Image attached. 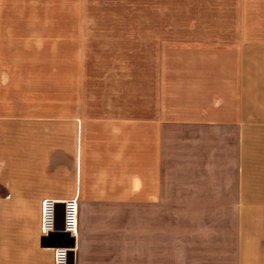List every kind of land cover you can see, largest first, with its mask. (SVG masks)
Returning a JSON list of instances; mask_svg holds the SVG:
<instances>
[{
	"label": "crops",
	"instance_id": "crops-1",
	"mask_svg": "<svg viewBox=\"0 0 264 264\" xmlns=\"http://www.w3.org/2000/svg\"><path fill=\"white\" fill-rule=\"evenodd\" d=\"M147 5L145 47L86 46L85 18L0 15V264H54L73 240L41 235L45 199L59 227L78 200L74 264L132 263L141 230L153 254L156 215L264 216V0ZM257 225L237 224L235 264H264Z\"/></svg>",
	"mask_w": 264,
	"mask_h": 264
},
{
	"label": "rangeland",
	"instance_id": "rangeland-1",
	"mask_svg": "<svg viewBox=\"0 0 264 264\" xmlns=\"http://www.w3.org/2000/svg\"><path fill=\"white\" fill-rule=\"evenodd\" d=\"M148 13L147 0H0V15L85 18L86 46L93 47L115 46L119 41L123 47L132 45L131 42L145 47ZM115 31H122V37L100 33ZM181 50L176 46L166 56L175 83L179 63L189 58ZM137 57L139 62L145 61V55ZM122 58L130 61L125 54ZM158 58L156 56V61ZM259 222H264V216L259 214L156 215L153 254L151 248L147 252L146 232L141 230L138 247L133 249L132 263L117 260L103 264H235L236 234L239 235V245L241 237L237 224L245 223L247 236L255 233ZM238 250L241 255V245Z\"/></svg>",
	"mask_w": 264,
	"mask_h": 264
},
{
	"label": "built area",
	"instance_id": "built-area-1",
	"mask_svg": "<svg viewBox=\"0 0 264 264\" xmlns=\"http://www.w3.org/2000/svg\"><path fill=\"white\" fill-rule=\"evenodd\" d=\"M58 201L45 199L42 202L41 235L52 233L68 234L73 239L54 246V264H71V253H76L75 242L79 231V203L76 198L64 200L63 225L58 226Z\"/></svg>",
	"mask_w": 264,
	"mask_h": 264
},
{
	"label": "water",
	"instance_id": "water-1",
	"mask_svg": "<svg viewBox=\"0 0 264 264\" xmlns=\"http://www.w3.org/2000/svg\"><path fill=\"white\" fill-rule=\"evenodd\" d=\"M71 264H74V257H73V253H71Z\"/></svg>",
	"mask_w": 264,
	"mask_h": 264
}]
</instances>
